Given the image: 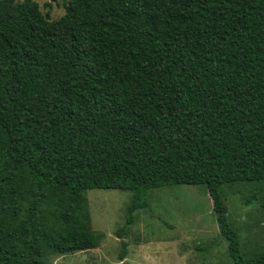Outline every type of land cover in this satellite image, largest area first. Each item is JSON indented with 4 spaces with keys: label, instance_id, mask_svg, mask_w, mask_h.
<instances>
[{
    "label": "trees",
    "instance_id": "1",
    "mask_svg": "<svg viewBox=\"0 0 264 264\" xmlns=\"http://www.w3.org/2000/svg\"><path fill=\"white\" fill-rule=\"evenodd\" d=\"M56 1V0H53ZM0 0V264L96 249L88 190L204 186L233 264L224 189L264 182V0ZM248 196L246 204L256 199Z\"/></svg>",
    "mask_w": 264,
    "mask_h": 264
},
{
    "label": "rangeland",
    "instance_id": "2",
    "mask_svg": "<svg viewBox=\"0 0 264 264\" xmlns=\"http://www.w3.org/2000/svg\"><path fill=\"white\" fill-rule=\"evenodd\" d=\"M21 1V0H19ZM50 20L59 19L70 0H33ZM227 216L239 233L243 254L264 252V182L224 189ZM257 197L246 204L248 196ZM88 227L102 234L99 246L69 255H53L47 264H233L221 237L213 205L204 186L176 185L147 192V206L135 212L121 239L132 193L88 190Z\"/></svg>",
    "mask_w": 264,
    "mask_h": 264
}]
</instances>
